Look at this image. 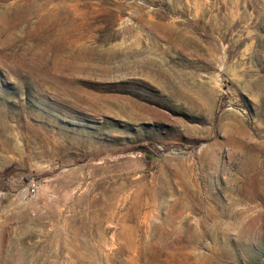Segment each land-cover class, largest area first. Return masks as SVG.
<instances>
[{
    "label": "rangeland",
    "instance_id": "374dc122",
    "mask_svg": "<svg viewBox=\"0 0 264 264\" xmlns=\"http://www.w3.org/2000/svg\"><path fill=\"white\" fill-rule=\"evenodd\" d=\"M0 264H264V0H0Z\"/></svg>",
    "mask_w": 264,
    "mask_h": 264
},
{
    "label": "built area",
    "instance_id": "2783aa9c",
    "mask_svg": "<svg viewBox=\"0 0 264 264\" xmlns=\"http://www.w3.org/2000/svg\"><path fill=\"white\" fill-rule=\"evenodd\" d=\"M28 195L31 198H37V196L39 195V184L37 182H32L29 185Z\"/></svg>",
    "mask_w": 264,
    "mask_h": 264
},
{
    "label": "trees",
    "instance_id": "16d2710c",
    "mask_svg": "<svg viewBox=\"0 0 264 264\" xmlns=\"http://www.w3.org/2000/svg\"><path fill=\"white\" fill-rule=\"evenodd\" d=\"M25 179L26 181H30L31 177L29 176V177H26Z\"/></svg>",
    "mask_w": 264,
    "mask_h": 264
},
{
    "label": "water",
    "instance_id": "95a60500",
    "mask_svg": "<svg viewBox=\"0 0 264 264\" xmlns=\"http://www.w3.org/2000/svg\"><path fill=\"white\" fill-rule=\"evenodd\" d=\"M142 149H145L144 147L142 148ZM149 155H152V154H150V153H148ZM154 160H159L158 158H155Z\"/></svg>",
    "mask_w": 264,
    "mask_h": 264
}]
</instances>
